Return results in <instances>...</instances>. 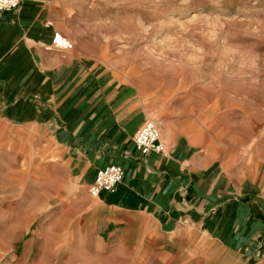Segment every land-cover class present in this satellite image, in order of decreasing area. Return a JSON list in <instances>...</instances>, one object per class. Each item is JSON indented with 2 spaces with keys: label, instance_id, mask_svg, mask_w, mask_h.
<instances>
[{
  "label": "crops",
  "instance_id": "crops-1",
  "mask_svg": "<svg viewBox=\"0 0 264 264\" xmlns=\"http://www.w3.org/2000/svg\"><path fill=\"white\" fill-rule=\"evenodd\" d=\"M63 14L55 0L0 14V168L62 204L82 231L60 244L90 250L75 255L86 264H264V156L148 110L104 62L53 46ZM150 119L164 150L142 156L132 138ZM109 164L124 172L116 192L88 195Z\"/></svg>",
  "mask_w": 264,
  "mask_h": 264
},
{
  "label": "rangeland",
  "instance_id": "rangeland-1",
  "mask_svg": "<svg viewBox=\"0 0 264 264\" xmlns=\"http://www.w3.org/2000/svg\"><path fill=\"white\" fill-rule=\"evenodd\" d=\"M55 4L67 11L72 48L116 71L148 110L184 113L215 140L264 156V0ZM0 174V264H86L73 255L86 250L60 244L76 229L60 222L70 217L62 204L27 198L22 183Z\"/></svg>",
  "mask_w": 264,
  "mask_h": 264
},
{
  "label": "built area",
  "instance_id": "built-area-1",
  "mask_svg": "<svg viewBox=\"0 0 264 264\" xmlns=\"http://www.w3.org/2000/svg\"><path fill=\"white\" fill-rule=\"evenodd\" d=\"M22 0H0V14L16 11ZM52 45L60 49H71L72 46L65 38L55 34ZM132 145L136 152L142 156L150 153H162L164 148L160 142L158 122L148 120L132 138ZM124 177L123 169L118 164H109L96 172L94 181L88 189L92 197L98 196L101 192L113 194L121 184Z\"/></svg>",
  "mask_w": 264,
  "mask_h": 264
},
{
  "label": "bare ground",
  "instance_id": "bare-ground-1",
  "mask_svg": "<svg viewBox=\"0 0 264 264\" xmlns=\"http://www.w3.org/2000/svg\"><path fill=\"white\" fill-rule=\"evenodd\" d=\"M75 255H76V256L79 255V256H83V257H86V256H87V257H90V255H92V254H90L89 252H87V253H86V252H77V249H76V251H74V256H75Z\"/></svg>",
  "mask_w": 264,
  "mask_h": 264
}]
</instances>
